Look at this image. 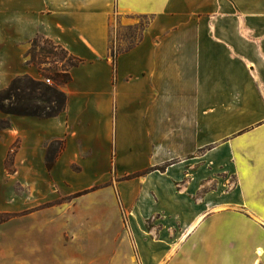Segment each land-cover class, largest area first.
Returning a JSON list of instances; mask_svg holds the SVG:
<instances>
[{"label":"crops","instance_id":"crops-1","mask_svg":"<svg viewBox=\"0 0 264 264\" xmlns=\"http://www.w3.org/2000/svg\"><path fill=\"white\" fill-rule=\"evenodd\" d=\"M120 15L152 19L113 59ZM35 38L83 63L58 86L65 111L12 120L15 179L45 185L44 201L56 186L75 195L108 185L90 208L74 198V214L113 223L93 227L90 255L84 241L41 262L0 242V264H264V0H0L1 87L41 79L25 64ZM7 147L0 140V211Z\"/></svg>","mask_w":264,"mask_h":264},{"label":"rangeland","instance_id":"rangeland-1","mask_svg":"<svg viewBox=\"0 0 264 264\" xmlns=\"http://www.w3.org/2000/svg\"><path fill=\"white\" fill-rule=\"evenodd\" d=\"M151 19L150 16L145 15H120V27L117 30L114 27L111 45L114 48L113 50L123 51L139 43ZM40 46L42 47V44ZM29 49L25 54L27 56L25 64H29L31 68L39 72L41 79L37 80L44 81L45 78L49 77L51 81L47 84H52L53 80L51 77L56 70L61 69L62 62L58 63L52 56H46L44 63H39L35 66V64L33 65L29 61L30 56L27 55ZM35 50L38 52L40 49L36 47ZM17 76L21 75L13 76L11 80ZM2 79H4L3 75L0 74V90L6 88L11 82L10 80L7 86L1 87L3 84ZM15 116L18 115L5 114L0 111V140L2 143L6 141L8 146L7 156L4 161L7 174L8 201L6 210L0 211V220H6L0 223V242H8L9 246H15V250H13L15 253L29 259L40 260L41 262H48L54 258L56 260H63L68 256L65 250L73 251L72 248L78 247L77 243L80 244L84 241H87L90 246L88 249L90 255L94 251L92 248V238H97L95 242L100 243V234L93 227L106 228L110 227L113 222H110V218H93L88 216L84 219L75 216L74 208L79 207V201L77 204L74 198L78 196L65 195L62 191H59L57 186L53 190L55 198L52 201H44L43 199H39V197H41L45 185H26L16 181L15 156L19 146V138L16 137V127L12 121ZM6 134H8L7 137H5ZM73 169L78 170L77 168ZM217 175L223 177L222 172L217 173ZM227 178L231 182V187H234L235 176L231 174L230 176L227 175ZM107 187L108 185H100L93 189L89 188L86 192L84 191L82 195H84L83 200L86 202L83 205L88 208L94 206L95 201L90 200L91 194H96L95 192L104 190ZM17 200L21 201L19 205L16 204ZM113 225H116V222ZM84 226H88V230H92V232H87L83 228ZM81 227L83 230H80ZM106 230H103L105 233L103 237L106 236ZM74 235L76 237L80 236L79 239H71ZM15 243L19 244L16 245Z\"/></svg>","mask_w":264,"mask_h":264},{"label":"trees","instance_id":"trees-1","mask_svg":"<svg viewBox=\"0 0 264 264\" xmlns=\"http://www.w3.org/2000/svg\"><path fill=\"white\" fill-rule=\"evenodd\" d=\"M30 46L27 54L30 56V63L36 66L39 63H44L46 56H52L58 63L62 62L61 69L56 70L52 75V84H47L28 75L13 78L6 88L0 90V111L5 114L33 116L41 119L55 117L65 111L67 105V95L58 86L70 81L69 69L83 63V60L69 55L60 45L46 38H35ZM36 47L40 49L38 52L35 50ZM117 53L118 51H113V59ZM62 146L61 141L52 142L48 146L46 165L49 170L53 167ZM131 176L133 175H129L127 178ZM83 193H77L75 197ZM4 221L6 220L1 219L0 223Z\"/></svg>","mask_w":264,"mask_h":264},{"label":"built area","instance_id":"built-area-1","mask_svg":"<svg viewBox=\"0 0 264 264\" xmlns=\"http://www.w3.org/2000/svg\"><path fill=\"white\" fill-rule=\"evenodd\" d=\"M50 81H51V80H50L49 77H47V78L44 79V82H45V83H50Z\"/></svg>","mask_w":264,"mask_h":264},{"label":"bare ground","instance_id":"bare-ground-1","mask_svg":"<svg viewBox=\"0 0 264 264\" xmlns=\"http://www.w3.org/2000/svg\"><path fill=\"white\" fill-rule=\"evenodd\" d=\"M258 253H259V254H261V253H262V251L259 249V250H258ZM256 254H257V253H256Z\"/></svg>","mask_w":264,"mask_h":264}]
</instances>
